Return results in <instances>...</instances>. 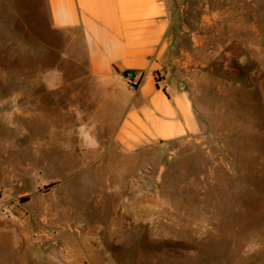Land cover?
Listing matches in <instances>:
<instances>
[{"label": "rangeland", "instance_id": "rangeland-1", "mask_svg": "<svg viewBox=\"0 0 264 264\" xmlns=\"http://www.w3.org/2000/svg\"><path fill=\"white\" fill-rule=\"evenodd\" d=\"M215 1L232 11L204 27ZM183 10L171 55L202 131L107 170L72 150L48 0H0V264H264V0Z\"/></svg>", "mask_w": 264, "mask_h": 264}, {"label": "crops", "instance_id": "crops-1", "mask_svg": "<svg viewBox=\"0 0 264 264\" xmlns=\"http://www.w3.org/2000/svg\"><path fill=\"white\" fill-rule=\"evenodd\" d=\"M48 0L54 29L72 60V150L85 157L129 155L149 145L198 135L192 94L171 55L173 30L185 0ZM220 1L203 6L204 27L219 26ZM142 77L136 90L125 74ZM64 74H49L52 88Z\"/></svg>", "mask_w": 264, "mask_h": 264}, {"label": "built area", "instance_id": "built-area-1", "mask_svg": "<svg viewBox=\"0 0 264 264\" xmlns=\"http://www.w3.org/2000/svg\"><path fill=\"white\" fill-rule=\"evenodd\" d=\"M125 79L129 83L130 88L132 90L138 89V87L141 85V82H142V77H138L136 74L132 72H127L125 74Z\"/></svg>", "mask_w": 264, "mask_h": 264}]
</instances>
